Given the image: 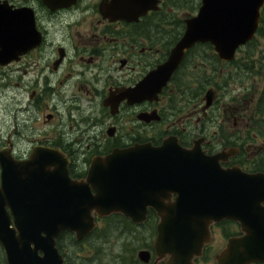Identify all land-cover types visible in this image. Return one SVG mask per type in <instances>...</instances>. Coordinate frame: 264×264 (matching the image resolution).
<instances>
[{
	"label": "flooded vegetation",
	"instance_id": "1",
	"mask_svg": "<svg viewBox=\"0 0 264 264\" xmlns=\"http://www.w3.org/2000/svg\"><path fill=\"white\" fill-rule=\"evenodd\" d=\"M112 1L76 0L51 11L43 0H1L13 11L33 12L40 42L0 65V102L7 111L0 128V185L1 155L17 165L35 153L56 154L71 180L82 182L97 159L171 141L188 150L200 141L224 170L264 175V98L249 112L221 105L217 75L208 106L204 74L218 73L221 66L213 49L190 50L157 96L151 97L149 86L147 97H140V87L168 61L202 0H157L159 10L137 20L105 16ZM176 198L163 202L168 206ZM133 214L137 219L95 214V228L82 240L61 234L57 248L64 264H168L172 256H159L155 247L161 213L148 207ZM245 235L236 220L213 222L191 264H219L230 242ZM0 264H8L1 244Z\"/></svg>",
	"mask_w": 264,
	"mask_h": 264
},
{
	"label": "water",
	"instance_id": "2",
	"mask_svg": "<svg viewBox=\"0 0 264 264\" xmlns=\"http://www.w3.org/2000/svg\"><path fill=\"white\" fill-rule=\"evenodd\" d=\"M43 1L51 11L76 2ZM111 5L103 13L114 20H137L158 10L157 0H113ZM263 8L264 0H202L168 61L140 87V97H147L149 86L151 97L157 96L198 44L212 45L223 62L234 61L237 51L254 40ZM39 38L31 10L13 11L0 0V65L35 48ZM206 99L210 106L211 92ZM61 159L35 153L15 165L1 155L0 244L8 264H64L57 248L61 234L82 240L95 228V214L125 213L135 220L133 212L148 207L161 213L155 247L159 256H172L168 264H191L202 253L210 225L223 219L238 221L246 235L230 242L219 264L264 263V175L224 170L219 157L202 151L200 141L190 150L171 141L158 149L116 152L95 160L82 182L71 180ZM171 195L176 201L167 206L163 200Z\"/></svg>",
	"mask_w": 264,
	"mask_h": 264
},
{
	"label": "rangeland",
	"instance_id": "3",
	"mask_svg": "<svg viewBox=\"0 0 264 264\" xmlns=\"http://www.w3.org/2000/svg\"><path fill=\"white\" fill-rule=\"evenodd\" d=\"M178 16L182 17V14L179 13ZM237 61L239 65L236 66H220L223 74L221 79L224 77L227 79V83L224 85L223 81L219 82L222 86L214 87V90L218 94L221 105L237 104L244 111L249 112L250 105H253L251 107L253 108L260 101L264 92V35L257 38L255 45L243 48L237 54ZM189 77L191 76L189 75ZM208 90L210 89L208 88ZM5 115H7L5 105L0 102V128L3 127ZM224 126L229 125L225 124Z\"/></svg>",
	"mask_w": 264,
	"mask_h": 264
},
{
	"label": "trees",
	"instance_id": "4",
	"mask_svg": "<svg viewBox=\"0 0 264 264\" xmlns=\"http://www.w3.org/2000/svg\"><path fill=\"white\" fill-rule=\"evenodd\" d=\"M263 35H264V11H263L262 24H261L260 30L258 32L257 38H259V36H263ZM257 38L255 39V41H253L252 43H250L248 45V47L255 45L257 43ZM195 49H197V50H207V49H212V48L209 45H199ZM220 65H223V64L220 63ZM232 65H234V66L239 65L238 64V61H235L234 63H232ZM217 75H218L219 82L223 81V84L226 85L227 79H224V77H223V79H221V75H223V74H222V71L219 70L218 73H214V74L211 75L212 77H207L204 80V83H203V86H202V90L204 92H206V90L208 89V87L211 86L215 82ZM220 85L221 84L218 83L217 87H221L222 86V85L221 86ZM261 98H264V92L261 95ZM263 101H264V99H263Z\"/></svg>",
	"mask_w": 264,
	"mask_h": 264
}]
</instances>
